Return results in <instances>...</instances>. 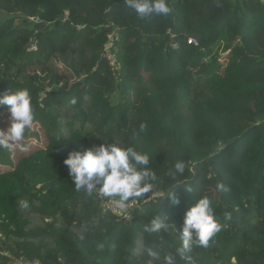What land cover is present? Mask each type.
Segmentation results:
<instances>
[{
    "label": "trees",
    "instance_id": "16d2710c",
    "mask_svg": "<svg viewBox=\"0 0 264 264\" xmlns=\"http://www.w3.org/2000/svg\"><path fill=\"white\" fill-rule=\"evenodd\" d=\"M167 4V15L140 19L126 0H3L0 95L29 92L24 138L45 145L18 156L0 147V264H149L148 248L152 264H185L179 233L205 196L223 227L193 248L194 264H264V1ZM112 142L146 153L157 176L127 202L130 219L77 191L64 164ZM177 160L186 168L174 181ZM157 215L175 228L146 233Z\"/></svg>",
    "mask_w": 264,
    "mask_h": 264
},
{
    "label": "clouds",
    "instance_id": "9594fccd",
    "mask_svg": "<svg viewBox=\"0 0 264 264\" xmlns=\"http://www.w3.org/2000/svg\"><path fill=\"white\" fill-rule=\"evenodd\" d=\"M126 2L140 19L149 18L154 14L167 15L170 12L167 0H126ZM0 105L8 106L10 113L7 130L0 131V147L12 149L24 138L25 130L33 122L31 97L26 89L13 91L11 94L0 95ZM146 129L147 125L141 123L139 132L143 133ZM149 163L150 158L146 153H141L134 147H123L118 142L93 145L83 152L72 151L64 160L77 191L83 190L88 195L95 192L104 198L118 197L116 204L120 208L126 207L130 199L141 197L156 187L157 176L148 167ZM185 168L186 163L177 160L168 170V176L175 181L178 176L184 174ZM183 187L185 192H193L191 186ZM216 188L219 191H228L223 183H218ZM168 195L172 197L174 204L180 203L179 197L171 191ZM20 207L27 209L28 201L21 200ZM230 218L231 213L226 212L225 219ZM222 227L223 225L215 218L212 202L208 197L195 201L186 211L179 233L182 246L178 253L185 264H194L191 255L193 248L207 247L209 241L221 231ZM169 228H175V225L165 224L160 215H157L144 226V231L149 234L161 233ZM146 251L148 257L152 258L149 264H152V260L159 259L158 253L152 248ZM165 264H175L173 256L165 257Z\"/></svg>",
    "mask_w": 264,
    "mask_h": 264
},
{
    "label": "rangeland",
    "instance_id": "374dc122",
    "mask_svg": "<svg viewBox=\"0 0 264 264\" xmlns=\"http://www.w3.org/2000/svg\"><path fill=\"white\" fill-rule=\"evenodd\" d=\"M3 0H0V10L2 11V15L4 16H11V14H9L5 8L2 5ZM112 41V36L110 35V39L107 45H109ZM108 58H111L113 61V56L108 53ZM113 63V62H112ZM9 119H10V113H9V109L6 108L5 111L0 112V131H6L8 124H9ZM25 143V144H23ZM45 145V141L41 138H36V137H31V136H27L26 138H23L15 147L12 148L14 156H18L19 154H24L27 153L28 151L34 149L35 147L38 146H44ZM131 204L127 205L126 207L122 208V215H126V219H130L131 217V209L132 206H130ZM116 209V207H115ZM113 209V210H115ZM117 211V209H116Z\"/></svg>",
    "mask_w": 264,
    "mask_h": 264
},
{
    "label": "built area",
    "instance_id": "2783aa9c",
    "mask_svg": "<svg viewBox=\"0 0 264 264\" xmlns=\"http://www.w3.org/2000/svg\"><path fill=\"white\" fill-rule=\"evenodd\" d=\"M259 1L260 2H263L264 0H259ZM167 32L169 33L171 39H173V43L171 44V46L173 48H177L178 47V44L174 40L175 35L170 30H168ZM187 43H189V44H197V41L195 39L191 38V37H188L187 38ZM108 59H109V61L111 63L113 62L111 58H108ZM100 204H101V207L103 209H108L111 212H113L115 214H118V215H122L123 214L122 211H121L122 208L118 207L117 204H116V201L113 200V199H107V198L102 197ZM129 204H131L130 206H132V203H129ZM115 207H116L117 211H116ZM113 209H115V210H113ZM11 264H40V263L36 259H34L32 261H27V260H23V259H17L15 261L11 262Z\"/></svg>",
    "mask_w": 264,
    "mask_h": 264
}]
</instances>
